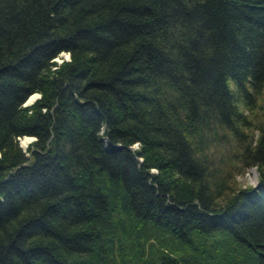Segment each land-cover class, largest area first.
Returning <instances> with one entry per match:
<instances>
[{"label":"trees","instance_id":"1","mask_svg":"<svg viewBox=\"0 0 264 264\" xmlns=\"http://www.w3.org/2000/svg\"><path fill=\"white\" fill-rule=\"evenodd\" d=\"M0 264H264V0H0Z\"/></svg>","mask_w":264,"mask_h":264},{"label":"rangeland","instance_id":"2","mask_svg":"<svg viewBox=\"0 0 264 264\" xmlns=\"http://www.w3.org/2000/svg\"><path fill=\"white\" fill-rule=\"evenodd\" d=\"M68 57H70V54L67 51H64L62 53V55H60L56 58V60L62 61L63 59H68ZM39 96H40V93H35L34 96L32 94L28 98V100L25 102V104H30V103L34 102V100L36 98H38ZM32 98H33V100H31ZM25 136H31L32 139L29 141V143H27L26 146L23 145V143H22V137L23 136H21L19 138V142H20V145L22 146V148L24 150H28L29 145L36 139V137L33 135H24V137ZM258 175H259V172H258L257 168L254 166V167L247 169L246 171H244L242 173L237 174L236 179L241 186L257 185Z\"/></svg>","mask_w":264,"mask_h":264},{"label":"bare ground","instance_id":"3","mask_svg":"<svg viewBox=\"0 0 264 264\" xmlns=\"http://www.w3.org/2000/svg\"><path fill=\"white\" fill-rule=\"evenodd\" d=\"M69 58V57H68ZM34 96V95H33ZM34 98V97H33ZM33 98L31 99V100H33ZM32 138H31V136H23L22 137V143H23V145L24 146H26L27 145V143H29V141L31 140Z\"/></svg>","mask_w":264,"mask_h":264},{"label":"water","instance_id":"4","mask_svg":"<svg viewBox=\"0 0 264 264\" xmlns=\"http://www.w3.org/2000/svg\"><path fill=\"white\" fill-rule=\"evenodd\" d=\"M69 54H70V53H69ZM69 58H70V57H69ZM34 94H35V93H34ZM34 94H33V95H34ZM257 185H259V184H257Z\"/></svg>","mask_w":264,"mask_h":264}]
</instances>
